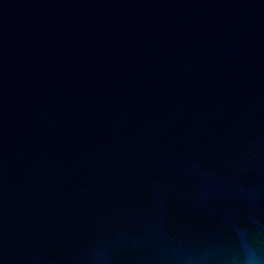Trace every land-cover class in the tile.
Here are the masks:
<instances>
[{
  "label": "water",
  "instance_id": "1",
  "mask_svg": "<svg viewBox=\"0 0 264 264\" xmlns=\"http://www.w3.org/2000/svg\"><path fill=\"white\" fill-rule=\"evenodd\" d=\"M264 264V0H0V264Z\"/></svg>",
  "mask_w": 264,
  "mask_h": 264
},
{
  "label": "clouds",
  "instance_id": "2",
  "mask_svg": "<svg viewBox=\"0 0 264 264\" xmlns=\"http://www.w3.org/2000/svg\"><path fill=\"white\" fill-rule=\"evenodd\" d=\"M242 247L245 250V255L243 256V264H262L260 258L250 250L246 241H242Z\"/></svg>",
  "mask_w": 264,
  "mask_h": 264
}]
</instances>
